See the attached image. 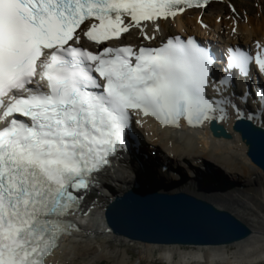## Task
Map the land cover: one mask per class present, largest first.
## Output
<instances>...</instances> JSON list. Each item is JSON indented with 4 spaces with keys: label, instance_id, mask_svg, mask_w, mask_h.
Here are the masks:
<instances>
[{
    "label": "snow or ice",
    "instance_id": "6c2138e0",
    "mask_svg": "<svg viewBox=\"0 0 264 264\" xmlns=\"http://www.w3.org/2000/svg\"><path fill=\"white\" fill-rule=\"evenodd\" d=\"M208 2L0 0V264H45L72 227L64 217L83 199L74 191L126 148L133 112L165 126L225 112L206 95L212 57L193 39L106 43L132 28L155 39L145 22L158 31L155 21ZM253 63L264 73V51H233L245 75Z\"/></svg>",
    "mask_w": 264,
    "mask_h": 264
},
{
    "label": "bare ground",
    "instance_id": "6f19581e",
    "mask_svg": "<svg viewBox=\"0 0 264 264\" xmlns=\"http://www.w3.org/2000/svg\"><path fill=\"white\" fill-rule=\"evenodd\" d=\"M237 1L238 13L229 14L231 19L235 17L233 21L228 17L219 22L218 19L225 14L221 5L213 4L204 13L203 22L208 23L206 26L196 21L195 11H190L175 20L160 22L158 31H154L152 26L147 31L160 39L171 32L197 34L208 27L213 34L222 33L228 42L239 37L244 42L253 40V46L262 43L264 0ZM131 37H136V34L133 32ZM218 117L220 119H216L231 134L230 138L214 136L208 124L195 130L181 124L176 130H171L162 128L151 119L144 120L141 129L146 141L153 150L168 159L171 163L169 166L177 174H173L167 182L165 177L162 181L163 176L156 169L157 159L150 154V158L141 156L140 159L135 154L131 161L128 158L121 160L113 168L112 176L105 175L101 179L102 187L96 186L89 192L88 205L73 216L77 229L71 236L63 238L48 264H98L105 258L113 264H132L131 248L137 249L143 258H157L167 264L264 263V171L248 156L250 145L242 132L236 129L237 123L232 113L225 109L223 113L218 112ZM261 125L264 128V122ZM179 163L187 164L188 174L184 176L189 180L194 179L195 174L201 178L209 177L202 169L204 165L209 167L211 182L223 188L200 186L197 182L184 184L183 180L179 181L178 174L186 167ZM138 187L196 197L233 215L250 230V234L232 243L207 245L159 244L116 234L107 220L108 207L111 205L109 201L119 200L122 204L121 195Z\"/></svg>",
    "mask_w": 264,
    "mask_h": 264
},
{
    "label": "water",
    "instance_id": "95a60500",
    "mask_svg": "<svg viewBox=\"0 0 264 264\" xmlns=\"http://www.w3.org/2000/svg\"><path fill=\"white\" fill-rule=\"evenodd\" d=\"M221 129V132H218ZM236 129L250 145L249 156L264 170V130L239 121ZM218 137L231 136L214 126ZM109 205L107 220L116 234L159 244H227L246 238L250 230L226 211L190 195L157 193L140 188ZM130 201L133 209L128 202Z\"/></svg>",
    "mask_w": 264,
    "mask_h": 264
},
{
    "label": "rangeland",
    "instance_id": "374dc122",
    "mask_svg": "<svg viewBox=\"0 0 264 264\" xmlns=\"http://www.w3.org/2000/svg\"><path fill=\"white\" fill-rule=\"evenodd\" d=\"M206 167L207 166L204 165V167H202V169L206 168ZM203 172H205V171H203ZM182 248H186V247H182ZM129 253H130V260H131L132 264H167V263H164V262H160L157 258H154L153 260L152 259L143 258L142 255L135 248H131L129 250ZM140 258H142L141 262H140ZM98 264H113V262L111 260L105 258V259L101 260V262H99ZM259 264H264V263H259Z\"/></svg>",
    "mask_w": 264,
    "mask_h": 264
}]
</instances>
